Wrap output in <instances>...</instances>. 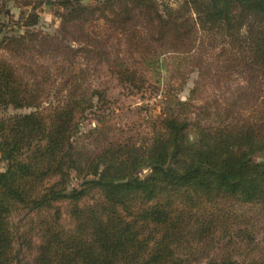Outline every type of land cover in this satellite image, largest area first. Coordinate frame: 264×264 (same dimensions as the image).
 Returning a JSON list of instances; mask_svg holds the SVG:
<instances>
[{"label": "trees", "instance_id": "16d2710c", "mask_svg": "<svg viewBox=\"0 0 264 264\" xmlns=\"http://www.w3.org/2000/svg\"><path fill=\"white\" fill-rule=\"evenodd\" d=\"M42 4L0 36V108L29 109L0 119V264L22 210L32 264H264V0H54L53 32ZM100 65L165 98L148 143H76Z\"/></svg>", "mask_w": 264, "mask_h": 264}, {"label": "rangeland", "instance_id": "374dc122", "mask_svg": "<svg viewBox=\"0 0 264 264\" xmlns=\"http://www.w3.org/2000/svg\"><path fill=\"white\" fill-rule=\"evenodd\" d=\"M29 0H0V36L4 33H20L24 30L19 25L13 26V22L20 20V11L25 12L30 6L23 3ZM49 1L42 0L43 7L40 13L37 29L46 32H53L57 26V19L49 7ZM96 0H83L85 3H94ZM1 25H4L3 27ZM13 31V32H11ZM17 58H11V60ZM196 72H192L184 88L176 96L179 100H185L189 89L196 79ZM84 87L88 92L97 91L92 96V101L96 104L91 111H87L84 117L77 120V132L75 140L87 150H94L107 141L129 142L136 144H146L150 141L152 131L157 127V118L165 106V98L161 95H154L150 91H132L121 85L117 79L111 76L104 65L98 67L94 76L87 80ZM29 109L13 110L11 108H0V119L14 113H25ZM101 131L104 133L101 134ZM256 161H264V155L257 154ZM5 169V162L0 160V170ZM145 173L146 170H143ZM54 179H58L55 177ZM80 179H73L77 183ZM97 197V194L94 195ZM88 201H92V198ZM61 205L62 223L69 227L71 222L66 215V202H59ZM38 217L33 212L17 211L11 216L16 240L15 248L17 260L15 264H32L35 255V245L37 235L35 220ZM262 233V232H261ZM261 235V234H260ZM261 243V241H260ZM29 245L31 247H29Z\"/></svg>", "mask_w": 264, "mask_h": 264}]
</instances>
